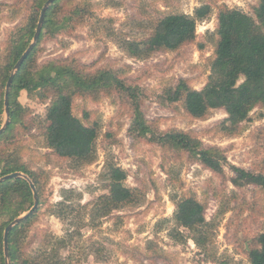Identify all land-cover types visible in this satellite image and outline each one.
Segmentation results:
<instances>
[{
	"label": "rangeland",
	"instance_id": "374dc122",
	"mask_svg": "<svg viewBox=\"0 0 264 264\" xmlns=\"http://www.w3.org/2000/svg\"><path fill=\"white\" fill-rule=\"evenodd\" d=\"M35 1L0 0V67L6 62L11 33L27 24L33 10L39 11ZM79 1L89 4L93 15L69 31L44 37L36 57L38 64L69 57L77 58L90 70H118L119 75L142 89L143 110L159 130L189 131L206 146L220 147L227 163L225 173L218 174L187 156L176 157L158 144L137 140L129 132L132 108L113 93L96 103L82 98L75 101L76 114L85 118L89 111L91 120L101 125L96 161L77 167L45 146L40 126L46 120L50 100L41 98V90L32 96L23 90L19 100L28 114L17 127L18 143L6 146L19 151L30 169L47 173L30 250L39 248L49 236H66V222L54 213L64 191L72 189L77 201L89 206L85 211L87 221L76 220L71 229L74 238L62 252L73 254L79 264H215L189 238L188 230L180 229L188 241L180 242L173 236L176 206L171 196L195 193L208 204L206 216L214 228L212 254L230 258L233 263L249 264L252 238L264 230V190L255 185L236 186L232 166L264 172V108H255L238 134L226 135L220 128L227 117L224 109H212L205 119H196L182 106L162 102V92L181 77L201 89L211 73L219 8L227 5L253 13L258 0H74L72 4ZM203 3L213 5V14L198 24L195 42L176 51H157L147 58L130 57L121 47L126 38L148 36L153 23L164 14H193ZM6 87L0 84V92L6 93ZM5 121L4 113L3 126ZM107 132L110 136H106ZM108 163L127 171L126 183L133 189L135 199L91 227L87 223L90 210L100 196L108 193L101 178ZM149 242H154L161 256L148 251Z\"/></svg>",
	"mask_w": 264,
	"mask_h": 264
},
{
	"label": "trees",
	"instance_id": "16d2710c",
	"mask_svg": "<svg viewBox=\"0 0 264 264\" xmlns=\"http://www.w3.org/2000/svg\"><path fill=\"white\" fill-rule=\"evenodd\" d=\"M47 1L36 0L39 11L33 10L27 24L11 33L6 62L0 67V84L4 87L13 68L30 46L40 20V10ZM72 2L74 0H55L50 5L40 38L15 75L9 98L10 121L0 134V178L14 172L28 174L36 185L41 205L46 171L30 169L19 151L6 146L18 143L17 127L23 124L28 114L19 100L23 90L30 96L38 95L37 91L41 90V98L50 100L46 107V120L40 126L45 146L58 158L68 160L77 167L96 161L101 125L98 120H91L89 111H86L85 118L75 113L76 99H89L96 103L104 96L116 93L122 104L132 108L129 132L134 138L158 144L176 157L187 156L215 173L224 174L227 156L220 147L206 146L200 138L182 129L159 130L143 110L142 89L119 75L118 70L111 67L90 70L77 58L69 57L38 64L36 57L44 37H55L60 32L69 31L85 17L93 15L89 4L79 1L73 5ZM213 9L211 3H203L193 14H164L153 23L148 36L132 40L126 38L121 47L133 58H147L157 51H176L196 41L198 24L207 20L213 14ZM201 47L205 45L202 43ZM162 93V102L182 106L188 115L196 119H205L212 109H224L227 117L220 123L221 130L226 135L238 134L251 112L259 106L264 108V0L257 1L253 13L222 5L217 14L214 53L207 83L201 89H196L187 78L181 77ZM4 113L5 91H1L0 129L4 123ZM106 136H110V132ZM232 169L236 173L232 177L236 186L255 185L264 190V172H252L237 166H232ZM101 178L108 193L93 204L87 222L91 227L135 199L133 189L126 183L127 171L123 168L108 163ZM75 192L65 190L54 213L66 222V236H49L39 248L30 250L34 241L32 227L40 206L34 214L12 228L9 234L11 264H79L73 254L64 255L62 252L69 248L74 238L71 229L76 220L79 219L80 223L87 221L85 211L89 206L77 201ZM171 199L176 206L173 217L176 225L172 230L176 239L184 242L190 238L205 253L206 259H211L215 264H246L233 263L230 258H218L212 254L213 222L206 216L208 204L197 194L176 193ZM34 204V192L28 180L10 178L0 181V264H7L4 245L7 226L29 212ZM180 229L188 230L191 236L188 238ZM251 246L248 251L249 264H264V230L252 238ZM147 249L162 255L154 242H149Z\"/></svg>",
	"mask_w": 264,
	"mask_h": 264
},
{
	"label": "water",
	"instance_id": "95a60500",
	"mask_svg": "<svg viewBox=\"0 0 264 264\" xmlns=\"http://www.w3.org/2000/svg\"><path fill=\"white\" fill-rule=\"evenodd\" d=\"M55 0H48L42 11H41V16H40V20L37 26V30L33 39V42L30 44V46L28 47V49L25 51V53L22 55V57L20 58V60L17 62V64L15 65L13 72L7 82V87H6V93H5V114H6V121L4 126L0 129V134H2L6 128L8 127L9 121H10V104H9V98H10V90L12 87V83L14 81L15 75L16 73L19 71V69L21 68L23 62L25 61V59L28 57V55L30 54V52L33 50V48L35 47V45L37 44L41 32H42V28H43V24H44V20H45V15L46 12L48 10V8L50 7V5L54 2ZM40 92V91H38ZM10 178H25L26 180H28L31 184V187L33 189L34 192V198H35V204L34 206L31 208V210L27 213V214H23L21 216H19L18 218H16L15 220H13L6 228L5 230V236H4V245H5V256H6V262L7 264H11L10 262V252H9V234L10 231L12 230V228L14 226H16L17 224H19L22 220H24L25 218L29 217L30 215L34 214L35 211L39 208L40 206V200H39V196H38V191L36 188V185L34 184V182L30 179V177L28 175H26L23 172H14L11 174H8L6 176H3L0 178V181H4Z\"/></svg>",
	"mask_w": 264,
	"mask_h": 264
}]
</instances>
